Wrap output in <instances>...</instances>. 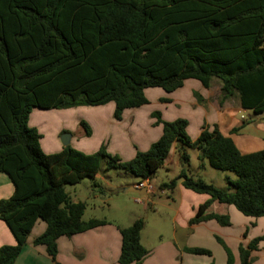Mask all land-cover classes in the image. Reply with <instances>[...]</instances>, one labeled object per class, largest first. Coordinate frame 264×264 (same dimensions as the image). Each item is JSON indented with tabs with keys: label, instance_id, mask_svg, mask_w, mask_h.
Listing matches in <instances>:
<instances>
[{
	"label": "trees",
	"instance_id": "16d2710c",
	"mask_svg": "<svg viewBox=\"0 0 264 264\" xmlns=\"http://www.w3.org/2000/svg\"><path fill=\"white\" fill-rule=\"evenodd\" d=\"M213 77L221 83L222 100L237 94L243 109L264 113V0H0V172L13 186L0 199V220L15 240L0 246V264H14L38 220L45 229L33 244L45 247L52 264H62L56 259L59 237L105 223L82 221L85 204L73 201L65 185L92 179L104 157L108 167L149 178L178 141L236 176L226 177L224 188L183 171L171 180L169 186L182 179L186 188L208 196L190 224L215 219L228 225L227 215L205 213L215 201L245 216H264V149L241 153L216 125H204L190 140L186 120L162 121L149 148L122 162L103 146L84 153L68 144L46 153L40 132L28 122L33 108L108 102L113 118L121 120L125 110L147 103V88L173 92L189 78L207 87ZM143 226L137 218L119 230L118 264H139L148 254L140 242ZM261 239L239 245V264H250ZM224 249L225 264H233Z\"/></svg>",
	"mask_w": 264,
	"mask_h": 264
},
{
	"label": "rangeland",
	"instance_id": "374dc122",
	"mask_svg": "<svg viewBox=\"0 0 264 264\" xmlns=\"http://www.w3.org/2000/svg\"><path fill=\"white\" fill-rule=\"evenodd\" d=\"M147 90L148 92L151 91L150 96H148L149 102L147 101L142 106L141 111L157 112L159 113L158 116L149 117L150 115L146 113L145 117L141 119L125 116L120 121L113 118L108 108L96 109L98 105L77 104L67 108H33L28 122L39 130L41 134L40 146L46 153H55L61 150L63 147L60 139L61 134L67 133L71 135L69 145L72 148L84 153H92L103 146L109 156L117 155L122 162L130 160L137 152L146 151L149 143L156 140L161 122L183 119V117L174 116L184 110L186 111L184 129L188 139L195 138L198 130H201L204 125L206 126L205 119H202L196 112H192L193 106L190 102L193 97L198 102L201 101L197 93L192 95L191 93L185 94L176 91L174 95L179 96L178 98L181 100L176 101V97L171 98V92H165L159 87ZM81 122L86 124L87 130ZM173 149L172 151L169 150L160 165L150 174L148 179L153 192L147 195L125 191L129 187L127 185L134 182L137 177L122 168L108 167L107 157L100 161L97 173L92 179L84 176L76 184H66L65 190L72 200H80L85 204L82 221L94 218L106 221L105 224L108 222L112 225L121 224L122 228H125L135 219L141 218L144 221V226L140 238L144 245H161L171 238H176L178 242H185L187 233L192 244L207 247L209 250L214 248L213 245H216V251L213 253L215 258L217 257L215 262L211 253L210 255H200V257L205 259L203 261L205 263L217 264L222 252L221 246L224 245L229 249L231 245L220 236L211 234L212 222L201 221L203 223L200 222V226H195L197 223L190 224L198 204L208 196L185 186H182L183 193H181L178 184L179 180L182 183V179H177L174 186H169V184L181 171L193 180L201 178L217 188L227 186L226 177L235 179L236 176L232 171H223L211 167L206 158L199 156V151L196 148L187 146L185 143L178 141L176 148ZM182 153L187 156V159L182 157ZM4 178L7 180L5 174ZM164 183L168 186H163ZM210 206L213 213H218L220 206L226 211L230 207L227 214L230 226L228 225L229 227L226 228L227 225H221L216 221L217 225L227 229V233L237 231L239 225L244 224L247 226V230L243 229L240 233L243 239H245L243 237L245 233H248L250 240L262 237L257 248L250 252V263L261 264L264 262V216H245L234 205L226 204L225 206L216 201L212 202ZM181 213L185 215L192 213V215H189L186 221V218L182 219ZM177 214L179 217L176 225L182 228L178 227L176 236H173L171 219ZM188 225L195 227L191 228ZM228 242L231 241L228 240ZM239 245H244L243 241ZM235 255L238 259V251Z\"/></svg>",
	"mask_w": 264,
	"mask_h": 264
},
{
	"label": "crops",
	"instance_id": "0c3cea01",
	"mask_svg": "<svg viewBox=\"0 0 264 264\" xmlns=\"http://www.w3.org/2000/svg\"><path fill=\"white\" fill-rule=\"evenodd\" d=\"M220 86V81L214 77L210 80L207 87H205L199 80L189 78L184 80L182 86L171 92L170 95L172 96V99L176 97V101H181L178 98L179 96L174 95L176 91L184 92L185 94L191 93L192 95H194V93H197L202 104H199L200 102H198V100L193 97L190 102L193 106L192 112H196L202 119H205V121L207 122L206 125H208L209 127L212 125H216L218 131L221 134L232 139L233 143L241 153H250L264 149V113L254 114L250 110L243 109L240 105L239 97L237 94H234L233 96L222 100ZM147 89L144 90V94L148 100V96H150L151 91L148 92ZM142 106L125 110L122 118H124L125 116H134V119H141L145 117L146 113L147 115H150L149 117H151L152 112L141 111L143 108ZM113 107V103L108 102L104 105H98V108L96 109L108 108L109 112H111L112 114ZM245 113H247V115H245ZM174 117H183L184 119V117L186 118V111L184 110L182 111V113H178ZM236 128L238 130L236 132H233L232 130ZM161 131L162 127L157 131V138L161 135ZM200 131L201 130H198L195 138L199 135ZM195 138H192V140H194ZM146 142L144 143V145L146 144ZM153 142L154 140L151 143ZM151 143H149L148 148ZM175 146L176 145H173L170 150L172 151L173 148L175 149ZM7 180L4 178V174L0 173V199L7 198L12 194V183L8 178ZM139 183L147 185L146 193L144 195L153 192V188L150 187V180L148 178L137 177L134 182L128 184L127 186H137ZM182 186L183 185L179 180L178 187L181 189V193H183ZM207 199L208 198L203 199L198 205L202 204ZM73 201L76 202L80 200ZM224 205L226 206V204ZM211 206L207 208L205 213H213L211 212ZM229 208H227L226 211L222 206H220L217 214L227 215L228 211H230ZM189 215H192V213H188L186 215L184 213H181L182 219L186 218V221L188 220ZM178 217L179 214L171 219L173 222V236H176V229L180 227L179 225H176ZM208 221L212 222L213 225L210 231L211 234L214 233V235L220 236V238H223L226 243H229L231 245V248L229 249H231L230 251L232 252L233 264H239V254L237 259L235 253L238 251V244L241 241H243V244L245 246L249 243L248 242L246 244V242L250 240V238L248 237V233L244 234L245 236L243 237L245 239L242 238V234L240 235L243 229H245V231L247 230V226L241 224L239 225L237 231H229V233H227L226 228L230 226V222L228 224L229 226L227 225V227L224 228L221 225H217L215 219H209ZM201 223L198 222L197 224H195V226H200ZM195 226L188 225V227L191 228ZM122 227L123 226H121V224L112 225L108 222L107 224L104 223L94 228L73 234L69 237H59L56 240L57 261L62 264H118L121 242V235L119 230ZM44 229L45 223L42 220H38L32 228L27 241L14 264H52L50 257L46 254L45 247L43 245H34L32 242L36 236L44 231ZM190 240L191 239L187 237L186 233L185 242H178L176 238H171V240L168 239L161 245L157 244L150 246L151 244L144 245L142 239L140 238V242L147 249L148 254L139 264H208L203 262L205 261V259L200 257V255L207 254H195L193 252H188L187 249L191 248H203L208 250L214 257L215 262L217 257L215 258V255L213 253H215L216 251V245H213L214 248H210L209 250L207 249V247L204 248L203 246L192 244ZM228 240L231 242H228ZM218 241L222 244V241L219 238ZM4 244L13 245L15 244V240L4 222L0 220V246ZM222 246L220 248L222 252L220 253L217 264L226 263V252L224 249V245ZM261 264H264V262H262Z\"/></svg>",
	"mask_w": 264,
	"mask_h": 264
},
{
	"label": "water",
	"instance_id": "95a60500",
	"mask_svg": "<svg viewBox=\"0 0 264 264\" xmlns=\"http://www.w3.org/2000/svg\"><path fill=\"white\" fill-rule=\"evenodd\" d=\"M70 137H71L70 134H67V133L61 134V137H60L61 144L63 146L68 145L70 142ZM125 191H131V192H134L140 195H144L146 193V188L145 187L138 188L136 186H129L128 188L125 189Z\"/></svg>",
	"mask_w": 264,
	"mask_h": 264
},
{
	"label": "built area",
	"instance_id": "2783aa9c",
	"mask_svg": "<svg viewBox=\"0 0 264 264\" xmlns=\"http://www.w3.org/2000/svg\"><path fill=\"white\" fill-rule=\"evenodd\" d=\"M136 187H138V188H141V187H145V188H147V185H145V184H143V183H139Z\"/></svg>",
	"mask_w": 264,
	"mask_h": 264
}]
</instances>
